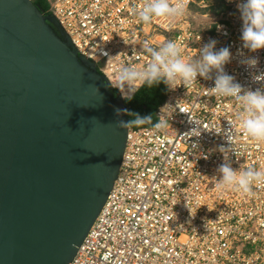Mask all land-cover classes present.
Segmentation results:
<instances>
[{
  "label": "built area",
  "instance_id": "2783aa9c",
  "mask_svg": "<svg viewBox=\"0 0 264 264\" xmlns=\"http://www.w3.org/2000/svg\"><path fill=\"white\" fill-rule=\"evenodd\" d=\"M47 1L82 54L120 92L128 87L119 80L120 69L143 68L151 60L145 48L169 41L188 62L202 43L216 39L217 48L229 47L233 54L225 70L244 85L248 72L239 52L258 56L264 68V49L251 53L242 46L240 0H222L227 9L209 30L195 28L189 11L194 5L211 7V0H170L184 5L183 14L153 17L149 23L135 15L147 0ZM143 85L134 81L133 91ZM213 86L198 77L169 91L161 106L177 102L179 108L166 131L130 128L119 175L70 264H264V183H253L248 193L218 189L216 169L223 155L217 148L227 146L226 139L209 131L200 137L188 132V118L205 130H226L235 150L228 152L232 166L264 170V142L240 129L235 100L214 94Z\"/></svg>",
  "mask_w": 264,
  "mask_h": 264
},
{
  "label": "water",
  "instance_id": "95a60500",
  "mask_svg": "<svg viewBox=\"0 0 264 264\" xmlns=\"http://www.w3.org/2000/svg\"><path fill=\"white\" fill-rule=\"evenodd\" d=\"M122 93L34 0H0V264H70L119 175Z\"/></svg>",
  "mask_w": 264,
  "mask_h": 264
},
{
  "label": "clouds",
  "instance_id": "9594fccd",
  "mask_svg": "<svg viewBox=\"0 0 264 264\" xmlns=\"http://www.w3.org/2000/svg\"><path fill=\"white\" fill-rule=\"evenodd\" d=\"M231 2V0H230ZM242 27L240 40L243 48L255 53L264 49V0H240L237 5ZM184 12L182 3L173 4L170 0H147L142 8L137 9L135 15L143 23H149L153 17L175 19ZM226 35V33H225ZM218 41L209 38L199 46L198 56L186 62L182 58L180 47L175 42H166L159 47H146L145 51L151 60L143 68L125 66L119 71V80L128 85L126 90H121L122 97L130 102L135 95L133 82L142 81L149 87L163 83L168 91L175 90L180 85H188L198 77L212 80L214 94L233 98L237 104L234 113L235 121L245 134L258 142H264V68L260 67V59L255 55H245L239 52V63L248 72V84L239 83L233 75L225 70V65L231 62L233 54L229 47L217 48ZM255 85V87H253ZM179 105L166 102L157 113V121L153 127L158 132L166 131L168 120H174ZM116 115H127L128 120L118 119L121 128L142 126L152 120V114L142 115L129 109L116 110ZM192 127L191 137H200L204 131L222 135L227 141V146L219 145L217 150L223 155V162L218 165L217 188L248 193L253 183H264V170L254 168H234L228 152L232 148L231 134L228 131L217 129L205 130L194 120L188 118ZM231 125V123L229 122ZM196 144V143H195ZM207 158V157H205ZM191 216L193 209L186 203ZM202 207V206H201ZM211 210V209H209Z\"/></svg>",
  "mask_w": 264,
  "mask_h": 264
},
{
  "label": "trees",
  "instance_id": "16d2710c",
  "mask_svg": "<svg viewBox=\"0 0 264 264\" xmlns=\"http://www.w3.org/2000/svg\"><path fill=\"white\" fill-rule=\"evenodd\" d=\"M35 4L43 9L45 13H51L50 5L47 0H34ZM227 8L223 6V11ZM169 91L166 86L161 83L151 86L144 84L134 95V98L128 102L127 107L131 111L139 112L142 115L152 114V120L142 126H130L132 129H140L143 127H151L157 121V111L161 104L165 101ZM130 119V117H128Z\"/></svg>",
  "mask_w": 264,
  "mask_h": 264
},
{
  "label": "rangeland",
  "instance_id": "374dc122",
  "mask_svg": "<svg viewBox=\"0 0 264 264\" xmlns=\"http://www.w3.org/2000/svg\"><path fill=\"white\" fill-rule=\"evenodd\" d=\"M214 5L208 8L192 6L189 11V19L192 25L199 30H209L215 27L218 18L223 11L222 0H211Z\"/></svg>",
  "mask_w": 264,
  "mask_h": 264
}]
</instances>
